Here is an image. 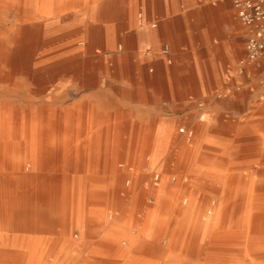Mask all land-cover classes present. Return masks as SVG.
<instances>
[{
	"label": "crops",
	"instance_id": "1",
	"mask_svg": "<svg viewBox=\"0 0 264 264\" xmlns=\"http://www.w3.org/2000/svg\"><path fill=\"white\" fill-rule=\"evenodd\" d=\"M235 1L53 0L62 11L44 26L45 39H55L42 52L58 60L12 67L7 75L0 67V100L34 103L23 120L28 144H10L12 131L0 129L8 134L0 140V247L30 245L34 237L43 245L61 241L67 230L79 231L82 220L85 227L105 225L111 181L126 174L127 164L144 165L145 156L148 168L161 134L170 149L154 162L167 168L180 122L195 131L202 150L218 148V158L234 168L233 183L256 179L264 187V57L248 56L249 28ZM51 101L53 118L41 107ZM185 138L179 133L174 144H186ZM182 158L172 164L183 166ZM19 162L28 165L20 169ZM21 175L26 181L18 186ZM149 188L144 198L157 191ZM79 200L84 208H77ZM144 211L149 224L123 262L167 258L152 236L157 208ZM127 213L122 208L118 216ZM90 244L109 243L93 238Z\"/></svg>",
	"mask_w": 264,
	"mask_h": 264
},
{
	"label": "bare ground",
	"instance_id": "2",
	"mask_svg": "<svg viewBox=\"0 0 264 264\" xmlns=\"http://www.w3.org/2000/svg\"><path fill=\"white\" fill-rule=\"evenodd\" d=\"M61 11V6H58L56 8L53 4V0H0V67L3 74H10V72L13 71L12 67L13 69L22 71L25 67L30 65H38L44 63V65L49 66L55 63L54 60H58V55L54 54L53 52H42V47H44V45L49 42H54L55 39V37L45 39L43 30L44 26L46 24H51L49 22H52V20L56 16L60 15ZM46 17L47 22L45 21ZM130 41H134V39L129 40L128 38V43ZM70 60H72L71 57H68L63 61ZM89 78L90 77H88V81ZM67 94L69 95V93ZM28 107L34 108V103L25 102V99L23 100L21 98H3L0 100V111L2 112L0 113V129L7 128L8 130L12 131L11 135L9 136L10 144H28V142L26 143L24 140V136L26 135L25 127L23 124V120L27 115L26 109ZM41 107L43 110H46L48 112V115L51 116V118H53V115L56 111V106L53 101L48 102ZM27 120L28 119H26V121ZM161 135H158V138H156L157 143L153 145L154 148H157V158H160L163 152L170 149V147L168 149L167 144H163L162 137H164V134ZM6 136H8V134L0 130V140L2 138H5ZM181 146V144L176 145L173 151L177 152ZM19 163L20 164L18 166L20 169H24L28 165L24 162ZM147 169H149V167ZM219 176L220 177H218V179L212 180L210 182H208L207 178L199 176L198 182V187L204 189H208L207 182L214 185V187L218 186V205H216V207L212 204L210 206H202L200 202L197 203L195 201H191V195L189 197H187L186 195L182 196V198L178 200L177 205H174V207L176 206L175 210L173 211L174 234L172 236L171 243L174 246L176 245V247H178L176 248V250L182 252H190L192 257H190L189 259L159 258V260L155 264H264L263 184L257 182L256 179H251L252 182H248L247 185L244 184L243 186L242 183H233L231 177L226 178V174H224V172L220 173ZM173 177H175L176 179V175H173L171 177L172 180ZM137 178H135L136 181ZM23 180L26 181L24 176L21 175L20 178L15 180V183L18 186H22L24 182ZM114 181L112 180L110 183V195L109 198L106 199L105 204L108 206V209L110 208L111 210H118L122 195H119L116 193V191H114ZM159 182V179H157V191H153L155 193H152L149 197H152L151 200H154L155 204L153 202L152 203L154 204V207L157 208V213L169 212V210H171V208L173 207L172 200H174L175 196L179 197L183 193V191H178V188L181 189L180 184H176L175 186L172 185V189L167 188L165 195H162V199H164L161 203V206L158 207L157 199L159 197ZM1 185L2 182L0 181V188H3V185ZM161 186L165 188L164 185ZM244 187H247L246 189H248V191L252 190L251 193H243L242 190ZM239 194H241V200L238 201L235 198V195ZM52 197L54 198V194H52ZM227 198L232 200V206L228 207V213L224 209L226 207L225 201ZM15 205L18 207L22 205L20 198L16 201ZM48 205L49 207L54 206V204L52 203H48ZM137 206L138 204H133L130 207L128 213L124 216H121L120 220L127 221L124 222V225H115L114 223L113 225H111L110 223H108L111 225V228L109 229L110 225L105 226L101 224L100 226L96 227H85V225H83L82 227V225L77 223L81 226L80 230H67L61 236V239H63L61 241H59L58 239L57 241H53L52 243L48 244L43 242V245L42 243H39V241H37L38 238L34 237V240H31L30 245L0 247V264H56L60 262V258L64 257L68 253V250L72 247L76 249L74 253L72 252L73 256L79 258L80 251L84 249L85 246H87L88 242L92 241V239L96 238L97 236L109 243L107 247L101 249L104 251V253L96 254L93 259L98 262H103L102 259H104L105 256H115L116 254H119L120 252H122V247L124 244L130 245L133 241L140 238V234H137L138 228L135 225V214L130 211L136 210ZM238 206L240 208H238ZM79 207L84 208V203L81 204L80 200L77 208ZM93 208L95 207L93 206L91 210H93ZM214 208V215H210L209 213H212L214 211ZM130 214H134V217H130ZM111 218H113V214L111 215ZM79 219H82L80 215L74 217L75 221ZM163 223L164 224H161L162 227L160 228V230H158L159 237H161L165 231L163 227L166 226V223L164 221ZM168 225L169 227L171 226L170 223H168ZM103 228L107 231L102 232ZM210 237L216 238L218 240V243L216 244L215 242L210 241ZM168 239L169 238L167 237L166 242H168ZM199 239H201V243L199 242ZM197 244H200V247L198 246V250L195 251L194 249ZM207 250L208 252L214 251L213 258H202L199 256L200 253ZM53 257L57 258L55 263L52 260ZM87 257L84 260L88 261L89 259ZM107 261L110 263L120 262L119 259L117 260L116 258H110L107 259ZM126 263L129 262L126 261Z\"/></svg>",
	"mask_w": 264,
	"mask_h": 264
},
{
	"label": "rangeland",
	"instance_id": "3",
	"mask_svg": "<svg viewBox=\"0 0 264 264\" xmlns=\"http://www.w3.org/2000/svg\"><path fill=\"white\" fill-rule=\"evenodd\" d=\"M185 126L184 123L180 122L177 126L176 129V133H174L173 135V142H172V146L173 148L176 146V144H174L175 139L177 138V135L181 132L179 131V127L180 126ZM183 133V132H182ZM186 136V140L187 143L183 144L181 143V147L178 149V151L174 152L173 150H171L172 152V157H170L168 160H166V164H168L167 168L165 169H158L156 168V161H158L157 155H156V151L155 150V154L154 156H152L149 158L151 161V164L149 166V169H147L145 167V163L147 161V157H144V165L142 166H138V167H133L131 165H126V167L124 168V170L126 171V174L122 173V176H120L119 178L116 179V181H114L113 186H114V191H116L117 194L122 195V199H120V205L118 207V210L115 209H108V206L105 204L104 208H102V211L106 212V215L104 216V219L106 220V224L105 226L108 225H113V223L116 224H121L124 225V222L127 221H122L120 220V217L118 216V212L120 209H125V211H129L130 207L133 204H138L137 209L136 210H130L132 213L135 214L136 213V217H137V234L141 235V231L140 228H145L146 224H149L148 219H150V215H146L145 213V209H148L150 207L153 208L154 206V200H151L152 197H146L144 198L143 196L145 195L144 192V188L147 186H150L149 189L153 188V190L155 189L156 185H155V180L159 179V186H158V192H159V197L157 199V206H161V203L163 201L162 199V195H165L166 193V189L170 188L172 189V185L175 186L176 184H180L181 185V189L178 188V191L181 192V190L183 191V193L178 197L175 196L177 198L174 197V200H172V208L171 210H169V212H158L155 216L152 217L153 221L156 222V230L155 232H152V236L156 238L157 243L159 244L160 247L163 248L162 251H164L165 254H168L166 257L168 258H175V259H189L190 257H192L190 252H182V251H178L176 250V245L174 246L171 241H172V236L174 234V230H173V223H174V210L175 207L174 205H177L178 200H180L182 198V196L186 195L187 197H189L191 195V201H195V202H200L201 205L203 206H207V205H214L216 207V205H218V186L214 187V185H212L211 183H208L212 180H216L218 179L219 174L223 173L226 174V178L232 177L234 173V168L230 167L227 164H223V162L218 158V148H215L213 146H207L205 147L204 150H202V147L200 146V144H197V142L195 141V136L196 133L195 131H193L192 135L189 137L188 134L184 133ZM84 144V143H83ZM177 148V147H176ZM181 149V150H180ZM175 153V154H174ZM183 156L182 158V164L183 166L180 165H174L172 164V160L173 158H177ZM219 159V160H218ZM155 161V162H154ZM152 162L154 164H152ZM160 168V167H159ZM153 169H155L156 171H152ZM122 172V170H121ZM158 174V178H155V175ZM137 175V176H136ZM173 175H176V179L172 180L171 177ZM136 177L138 182H133L131 184H129L128 182H125L123 180H127L128 178L134 179ZM199 176L201 177H205L207 178L208 182H207V186L208 189H204L201 187H198V182H199ZM123 177V178H122ZM123 179V180H122ZM152 179V180H151ZM154 180V181H153ZM151 181V183H150ZM153 184V185H152ZM247 185L248 183H242V185L244 186ZM161 185H164L165 188H163ZM139 186V187H138ZM139 188V189H138ZM175 188V187H174ZM185 188V189H184ZM212 188V189H210ZM247 187H244L242 192L243 193H248L250 191H248V189H246ZM138 190V193L140 192V196L138 195V197L136 196V191ZM201 190V191H200ZM203 190V191H202ZM210 193H209V191ZM213 192V193H212ZM151 196V193H150ZM203 196V197H202ZM212 196V197H211ZM140 197V198H139ZM143 197V198H142ZM173 198V197H172ZM235 198L239 201L241 200V194L239 195H235ZM210 199V200H209ZM211 201V202H210ZM215 201V203H214ZM154 204H153V203ZM208 202V203H207ZM210 202V204H209ZM226 207L224 208L225 211H229V208L232 203V200L227 198L226 199ZM238 208H240L238 206ZM133 209V208H132ZM144 212V213H143ZM215 213V208L214 211L212 213H209L210 215H214ZM113 214V218H111V215ZM134 214H130V217H134ZM163 221L166 223V226H164L163 228L165 229L164 234L159 237L158 235V230H160V228L162 227L161 224H164ZM110 223V224H108ZM168 223L171 224V226L169 227ZM82 227L84 225V220H82L81 224ZM111 225L109 227V229L111 228ZM127 227V226H126ZM107 228V227H106ZM104 230V228H103ZM102 230V232H106L107 230L105 229L104 231ZM101 232V233H102ZM98 237V236H97ZM96 237V238H97ZM168 239V242H166V238ZM199 237V235H198ZM100 239V237H98ZM135 240V239H134ZM139 239H136L135 241H133L130 245H126V248H122V252H120L119 254H116L117 256H111V258H116L117 260L119 259V263H110V262H98L94 259V256L98 253H103L104 251L101 250L102 246L101 245H94V244H90L89 247L85 246L84 249H82L79 253V258L78 257H74L72 252L74 253V251H76L75 248H71L68 250V253L60 258V262L56 263V264H96L95 262H97V264L103 263V264H141V263H136V262H129L126 263L121 260H123V258H125L126 254H128V252H131L134 250L135 248V244L136 242H138ZM210 241L215 242L216 244L218 243V240L216 238H211L209 239ZM201 241V239H199V242ZM201 243V242H200ZM165 244V245H164ZM198 246L200 247V244H197V246H195V251L198 250ZM91 255V256H89ZM82 256V258H81ZM89 256V257H87ZM200 257L202 258H213L214 257V251L212 252H202L199 254ZM40 257V256H38ZM61 257V256H60ZM88 258L89 260L86 261L84 260L85 258ZM81 259V262H79V260Z\"/></svg>",
	"mask_w": 264,
	"mask_h": 264
},
{
	"label": "built area",
	"instance_id": "4",
	"mask_svg": "<svg viewBox=\"0 0 264 264\" xmlns=\"http://www.w3.org/2000/svg\"><path fill=\"white\" fill-rule=\"evenodd\" d=\"M235 3L242 22L249 28L246 42L248 56L251 59L264 57V0H236ZM165 51H168L167 47ZM179 131L189 137L192 135V130L184 125L179 127Z\"/></svg>",
	"mask_w": 264,
	"mask_h": 264
}]
</instances>
